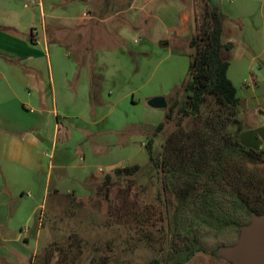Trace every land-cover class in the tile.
I'll use <instances>...</instances> for the list:
<instances>
[{
  "label": "crops",
  "instance_id": "0c3cea01",
  "mask_svg": "<svg viewBox=\"0 0 264 264\" xmlns=\"http://www.w3.org/2000/svg\"><path fill=\"white\" fill-rule=\"evenodd\" d=\"M158 1L0 0V264H32L38 260L41 212L49 201L53 199L52 213L55 198H88L102 175L145 161L135 162V155L142 157L141 149L155 128L129 123L122 124L121 129L100 127L119 102L132 93L121 89L116 99L112 98L113 89L103 94L101 81L115 88L119 69L107 65L97 52L105 44L106 29L117 27L119 22L127 26L130 21L132 31L145 36L149 27L145 22L155 18ZM177 1L183 3L177 26L180 32L183 23L189 21V0ZM154 42L162 46L166 41L155 38ZM229 52H223L224 59ZM256 57L260 65L253 73L246 74L247 65L238 77L231 75L229 64L227 76L234 86L236 82L242 84L237 96L241 103L235 129L238 141L264 153V42ZM60 115L76 119L75 132L83 134L87 149L107 156L108 172L100 167L94 170L92 165H73L68 148L55 152ZM129 127L141 139L134 153L136 137L128 136ZM61 128L68 142L70 132ZM113 141L131 145V152L116 159L117 154H110L108 149ZM79 149L77 146V154ZM45 150L52 155L48 162L43 157ZM81 156L79 159L85 161V155Z\"/></svg>",
  "mask_w": 264,
  "mask_h": 264
},
{
  "label": "rangeland",
  "instance_id": "374dc122",
  "mask_svg": "<svg viewBox=\"0 0 264 264\" xmlns=\"http://www.w3.org/2000/svg\"><path fill=\"white\" fill-rule=\"evenodd\" d=\"M182 5L177 0H159L154 7L155 18L145 22V26L149 27L143 37L132 31L130 21L126 23L128 27L119 22L117 27L106 29L105 44L98 49L97 57L107 61V65L112 64L118 68L119 79L114 81L115 88L113 84L102 81L99 88L106 95L107 91L113 89V99L119 97L121 89L131 90L132 96L119 102L116 110L104 119L100 127L121 129L122 124L129 123L141 128H156L165 120L167 106L152 108L148 101L154 97H163L167 105H170L174 100H183L181 86L188 78L192 52L189 41L191 36L198 34L203 0H189V9H186L189 21L183 23L179 32L177 26L182 16L179 9ZM218 7L226 18V31L222 40L232 43V49L227 55L231 75L238 77L240 72L244 73L247 65L250 66L246 74L253 73L259 68L260 61L256 55L264 42V0H219ZM150 8L151 6L146 10ZM184 27L188 29L184 30ZM123 31L126 32L122 33ZM162 35L165 36L162 38ZM155 38H165L166 42L159 46L154 42ZM241 85L236 82L237 96ZM175 91L178 92L174 95ZM93 102L95 106L98 105V101ZM176 120L175 118L174 122ZM57 121L61 126L60 132L57 135L55 133L56 153L61 152L64 147L68 148L73 165H92L94 170L100 167L103 172L109 171L105 166L107 156L97 155L93 148L87 149L88 143L83 134L75 132L76 119L60 115ZM173 124V121L167 123L163 131L156 135L155 153L163 150L166 135ZM61 127L70 132L68 142L65 140L67 133ZM236 128L237 124L230 131H235ZM153 131L152 129L151 135ZM133 132L134 128L129 127L128 136L136 137L132 146L134 153L141 144V139ZM77 146L80 148V155L75 152ZM130 148L131 145L121 146L118 141H113L108 149L110 154H117L114 156L116 159H121L128 151L131 152ZM141 151L142 157L135 155L134 161L141 162L145 159L139 164L143 166L142 170L133 176H113L109 187L110 201L104 197L105 187L102 186V181L105 175H102L100 181L95 182L88 198L78 199L73 195L55 198L52 213L50 210L53 199L48 202L41 212L43 228L38 260L32 264H172V255L176 253L174 250L181 252L185 246L182 236L189 235L195 236L192 238L204 251L194 253L181 264H230L215 252L222 246H231L237 242V229L217 230L189 224L184 229L179 224L175 230L170 223L167 235L159 233L164 230L165 222L157 221V215L162 212L160 203L169 200L168 191L162 192L161 181L151 178L145 149ZM81 153L85 155V161L79 159L82 157ZM43 157L46 162L52 159L48 150L44 151ZM168 210L171 212V208ZM110 211L114 214L111 215ZM120 214H125V217L121 218ZM249 221L248 217L242 219V225ZM186 230L191 233L186 235Z\"/></svg>",
  "mask_w": 264,
  "mask_h": 264
},
{
  "label": "trees",
  "instance_id": "16d2710c",
  "mask_svg": "<svg viewBox=\"0 0 264 264\" xmlns=\"http://www.w3.org/2000/svg\"><path fill=\"white\" fill-rule=\"evenodd\" d=\"M218 1L203 0L198 34L189 41L192 52L188 78L181 86L183 100L167 105L165 120L144 145L149 175L161 181L162 192L168 191L169 200L159 202L162 212L157 221L165 222L161 235L168 234L170 223L175 230L179 224L184 229L189 224L239 230L242 219L264 214V153L244 147L237 131H230L238 123L241 103L227 76L229 63L222 56L232 49V43L222 40L226 18L219 11ZM172 121L163 150L155 153L156 135ZM142 167H117L105 174V199L110 201L113 176H133ZM123 208L126 214V206ZM186 231V235L191 233ZM189 236H182L185 246L181 252L174 250L172 264H181L194 253L204 251L192 238L195 236Z\"/></svg>",
  "mask_w": 264,
  "mask_h": 264
},
{
  "label": "water",
  "instance_id": "95a60500",
  "mask_svg": "<svg viewBox=\"0 0 264 264\" xmlns=\"http://www.w3.org/2000/svg\"><path fill=\"white\" fill-rule=\"evenodd\" d=\"M148 105L165 108L167 103L163 97H154ZM215 253L230 264H264V214H251L249 223L239 228L237 242L222 246Z\"/></svg>",
  "mask_w": 264,
  "mask_h": 264
},
{
  "label": "built area",
  "instance_id": "2783aa9c",
  "mask_svg": "<svg viewBox=\"0 0 264 264\" xmlns=\"http://www.w3.org/2000/svg\"><path fill=\"white\" fill-rule=\"evenodd\" d=\"M35 32H36L35 30L32 32V36L34 35Z\"/></svg>",
  "mask_w": 264,
  "mask_h": 264
}]
</instances>
